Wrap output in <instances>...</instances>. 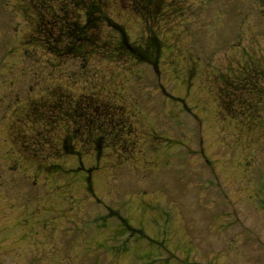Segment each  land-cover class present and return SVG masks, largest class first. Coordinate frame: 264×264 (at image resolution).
<instances>
[{
  "label": "rangeland",
  "instance_id": "obj_1",
  "mask_svg": "<svg viewBox=\"0 0 264 264\" xmlns=\"http://www.w3.org/2000/svg\"><path fill=\"white\" fill-rule=\"evenodd\" d=\"M137 1L0 0V264H264V0Z\"/></svg>",
  "mask_w": 264,
  "mask_h": 264
},
{
  "label": "trees",
  "instance_id": "obj_2",
  "mask_svg": "<svg viewBox=\"0 0 264 264\" xmlns=\"http://www.w3.org/2000/svg\"><path fill=\"white\" fill-rule=\"evenodd\" d=\"M147 0H140L137 1V3L139 4V10H148L146 9L147 6ZM150 7V5H149ZM90 13H96V14H102V11L99 9L98 6L96 5H92V7L90 8ZM52 22L50 21L48 26L50 27V24ZM92 25H88V24H84V25H77L75 22L73 23H65L62 24L60 23V25L58 26H53V29H55V33L53 35H51L50 32H48L50 35L49 37L51 38L50 40L52 42H50L48 39L45 40L46 46L48 47V50L52 53L57 52L58 54H74V51L77 50V47L86 45V44H95V36L94 35H88L87 34V30H90L92 32H95L97 30V28H95L96 26H93V23H91ZM54 25V24H53ZM89 26V27H88ZM112 26L121 34L124 33L123 29L112 23ZM51 30V29H50ZM150 41L149 43L146 45L145 48H141L138 51L135 52L134 48L129 45L128 43H125L123 41H121V47H124V49L126 48L128 52H132L133 57H136L139 60H149V58L152 57H157V52H158V43H157V39L155 34L154 35H150ZM152 53H154L155 56L152 55ZM155 61V58H154Z\"/></svg>",
  "mask_w": 264,
  "mask_h": 264
},
{
  "label": "flooded vegetation",
  "instance_id": "obj_3",
  "mask_svg": "<svg viewBox=\"0 0 264 264\" xmlns=\"http://www.w3.org/2000/svg\"><path fill=\"white\" fill-rule=\"evenodd\" d=\"M67 1H68L67 2L68 4H71V5L77 6V7H82V8H84V10H86V9H89L90 10V8L92 7V0H90V1H88V0H67ZM98 1H99L100 5H102V0H98ZM151 1L152 0H147L146 1L148 3L147 4L148 7H149V5H152ZM99 9L101 10L100 7H99ZM145 12L147 13V16L148 17L151 16L152 13H153L152 16H154L155 9L143 10L141 13L143 14ZM99 17H100L99 18V21H102L103 14H101ZM91 21H92V17H91L90 11L89 12L87 10L84 11V23H83V25L84 24L90 25ZM99 126L101 127V122H100ZM88 133H90V129H89ZM101 137L102 136L100 135V138ZM99 144H101L100 143V139H99V142L96 143L97 148L99 147Z\"/></svg>",
  "mask_w": 264,
  "mask_h": 264
}]
</instances>
